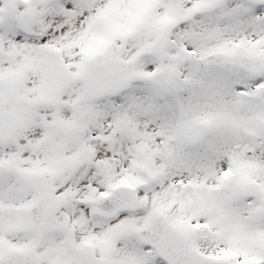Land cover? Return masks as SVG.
Returning <instances> with one entry per match:
<instances>
[{
    "label": "snow or ice",
    "instance_id": "snow-or-ice-1",
    "mask_svg": "<svg viewBox=\"0 0 264 264\" xmlns=\"http://www.w3.org/2000/svg\"><path fill=\"white\" fill-rule=\"evenodd\" d=\"M0 264H264V0H0Z\"/></svg>",
    "mask_w": 264,
    "mask_h": 264
}]
</instances>
